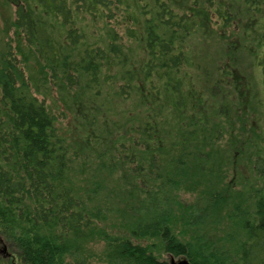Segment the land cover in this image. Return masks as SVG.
Wrapping results in <instances>:
<instances>
[{"label": "trees", "instance_id": "1", "mask_svg": "<svg viewBox=\"0 0 264 264\" xmlns=\"http://www.w3.org/2000/svg\"><path fill=\"white\" fill-rule=\"evenodd\" d=\"M0 240L264 264V0H0Z\"/></svg>", "mask_w": 264, "mask_h": 264}, {"label": "rangeland", "instance_id": "2", "mask_svg": "<svg viewBox=\"0 0 264 264\" xmlns=\"http://www.w3.org/2000/svg\"><path fill=\"white\" fill-rule=\"evenodd\" d=\"M244 57H247V60L250 61V58L246 55H242V53H232V56L231 58L236 61V62H239L240 63H245L247 60L246 58ZM249 64V63H248ZM239 65V64H238ZM242 66L244 67V70L242 68ZM240 68H239V71L246 75V77L250 78L251 79V86L253 87L254 89V93L256 94L258 91H259V88H258V85H257V81H254L255 80V75L253 76V71H256L257 72V69L256 67H252V65H242ZM244 90V89H243ZM66 124V122H65ZM183 202H187L188 201V198H186V200L182 199ZM98 244L96 245H93L91 246L93 251L97 252V249H98ZM4 247H6V252L4 251ZM13 254L10 252V250L8 249L7 245L5 243H2L1 240H0V264H20L19 263V260L16 259V258H12ZM161 260H164V261H172V259L165 253H162V256L160 257ZM176 261H181V259H176ZM89 264H101V263H98L97 260H91Z\"/></svg>", "mask_w": 264, "mask_h": 264}, {"label": "water", "instance_id": "3", "mask_svg": "<svg viewBox=\"0 0 264 264\" xmlns=\"http://www.w3.org/2000/svg\"><path fill=\"white\" fill-rule=\"evenodd\" d=\"M4 251L6 252V247H4ZM172 264H188L187 261H176L175 259H172Z\"/></svg>", "mask_w": 264, "mask_h": 264}]
</instances>
